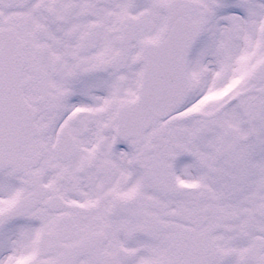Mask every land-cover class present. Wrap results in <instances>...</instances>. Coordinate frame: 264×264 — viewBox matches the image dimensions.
Returning <instances> with one entry per match:
<instances>
[{
    "label": "snow or ice",
    "instance_id": "snow-or-ice-1",
    "mask_svg": "<svg viewBox=\"0 0 264 264\" xmlns=\"http://www.w3.org/2000/svg\"><path fill=\"white\" fill-rule=\"evenodd\" d=\"M0 264H264V0H0Z\"/></svg>",
    "mask_w": 264,
    "mask_h": 264
}]
</instances>
